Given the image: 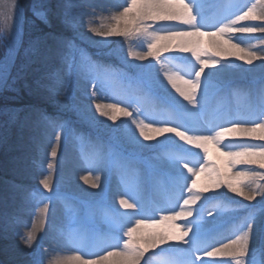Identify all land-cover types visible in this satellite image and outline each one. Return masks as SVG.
<instances>
[{"label": "snow or ice", "instance_id": "snow-or-ice-1", "mask_svg": "<svg viewBox=\"0 0 264 264\" xmlns=\"http://www.w3.org/2000/svg\"><path fill=\"white\" fill-rule=\"evenodd\" d=\"M257 3H264V0H256V3L251 0L248 3L243 0H221L217 5L219 14L209 19L194 0H124L111 17L113 23L108 26L107 31L88 25V31L96 36L126 39L135 36L139 48H130L128 55L138 61L151 58L162 63L161 57L164 53L190 54L195 64L189 63L183 71L164 72L163 76L168 85L198 112L207 111L214 96H224L229 92L242 91L252 99L258 98L259 102L246 111L233 112L227 108L218 110L213 120L207 126L201 127L190 118H176L177 113H183L187 117L193 114L171 97L163 81L159 79L160 74L153 76L145 73L143 70L149 65H129L139 70L136 80L142 93L140 100L161 104L163 118L157 121L146 117L147 122L137 121L127 105L120 107L116 101L106 105L96 103V113L114 123L117 120L115 113L129 117L135 131L139 132L144 141L156 139L155 136L148 135V132L159 135L172 133L183 145L199 151L194 152L183 145H174L171 150L152 156L150 170L143 171L136 150L155 146L140 144L131 127L125 126L122 135L128 144L134 146L132 151L124 148L120 138L115 135H110L107 142L97 136L94 141L95 153L91 157H85L84 161L88 165L89 175L82 176L81 179L86 184L90 183V187L97 188L100 186V177L95 175L97 171L107 170L115 174L123 188L118 203L126 211L121 212L114 205L106 203H90L57 196L72 216L85 213V216L79 217L83 226L77 231L94 233L95 229L89 226L88 221L95 220L99 215L108 226V232L104 238L105 248L102 254L93 257L77 250L78 254L67 256L55 264H106L109 258H115L110 264H149L145 254L154 248H159V253L153 255L178 252L188 257L181 261L169 259L164 264H196L197 261L200 264H227L225 260L207 261L202 256L228 257L232 264H257L255 257L258 254L264 256V212L258 216L254 205L246 208L243 220L226 241L217 240L218 233L215 229L222 207L233 211L245 207L227 198V193L242 197L250 204L257 197L264 201V143L245 142L234 147H225L222 143L224 137L230 134L264 142V77L258 84L240 87L233 84L227 76L217 75V79L213 80V74L206 71L216 69L219 74L220 69L225 67L221 59L229 56H234L246 65H253L256 60L264 61V54L252 50L255 45L242 47L239 40L234 41L233 36L228 35L264 34V8L257 10ZM74 8L72 0H69L61 17L63 25L71 29L74 35L64 37L48 33L44 38L45 42L50 43L46 44L43 58L51 66L46 73L48 83L44 86L51 96L59 94L67 99H73L66 94L73 76L78 82L87 83L91 80L93 87L97 83L94 78L84 74L86 64L94 62L77 41H87L92 45L100 42L91 40L80 31L85 27V22L83 15L78 17ZM10 11H14L15 15L7 17L12 20V29L7 37L8 52L0 61V89L10 86L9 76L15 64L20 35L18 5L13 3ZM35 14L48 22L44 12L36 11ZM245 21L259 23H242ZM200 37L207 38L206 46ZM260 42L264 43V36L260 37ZM215 57L221 59H214ZM174 58L164 57L165 60ZM61 86L64 91L59 90ZM63 107L76 112L90 127L95 128L102 123L95 119L90 109L79 103ZM42 120L47 127L60 130L56 132L59 143L62 138L60 132L70 121L47 116H42ZM154 123H159L160 126L153 127ZM111 132L114 134L116 129ZM209 145L223 159L210 155ZM200 153H203L202 157ZM56 155V147H53L50 156L55 158ZM213 160L215 162H210ZM238 165L249 167H237ZM47 168L49 174L42 171L39 173L43 176L40 184L45 190L51 191L50 173L54 164L48 162ZM222 189L226 192L221 191ZM31 195H36L35 190ZM51 199L52 197H41V201L50 202ZM49 213L48 203H43L38 219L33 221L32 230L20 237L25 247L33 248V242L38 239L36 233L44 230L45 219ZM156 213L161 214L159 220H156ZM148 219L153 220V225L169 222V230L141 234L139 230ZM177 221L187 222L178 225ZM72 232L73 230L66 231L65 236L75 243ZM190 234V238L185 239ZM169 241H177L186 247H160L167 245ZM193 253H198L195 259L191 258ZM35 264H42V260H36Z\"/></svg>", "mask_w": 264, "mask_h": 264}, {"label": "rangeland", "instance_id": "rangeland-1", "mask_svg": "<svg viewBox=\"0 0 264 264\" xmlns=\"http://www.w3.org/2000/svg\"><path fill=\"white\" fill-rule=\"evenodd\" d=\"M21 2L23 4V9L25 12L24 38L18 58L9 77L10 86L6 87L7 95L11 96V99L13 98V102L11 104L3 105L0 107V183H9V181L12 180L11 172L6 169L5 159L2 156V153L4 151L3 146L5 145L7 139L9 137H12L13 129L20 130V128L24 124V120L33 113L35 115V118L37 117L41 120L42 116H47L50 118L70 121L68 126L60 132L62 142L56 145L60 146V144H62L65 147L63 151L59 152V155L54 158V168L50 173V177L54 176L58 182L57 184L59 185L62 182L67 183L64 179L66 174L70 176L71 173H73V171L75 170L84 173L85 143L94 142L97 136H100L104 141L107 142L110 135H115L116 137L120 138V143L124 148H126L128 151H132L130 144H128L126 139L123 138L122 132L125 126L135 128V126L132 125L131 119L124 115H121L120 117L117 116V120L115 123L108 119H97V121H100L102 123L99 126L93 128L89 126L87 121L81 119L76 112L70 111L68 110V108L63 107L64 105L71 106L72 104L79 103L84 107V104L86 103L109 104L116 101L119 103L120 107H124L125 105H127L128 110L132 112V115L137 119V121L140 119L144 122H147L146 117H151L152 119L157 121L162 119L163 106L159 103H145L140 100L142 93L140 91V85L136 80V76L139 70L129 67V65L137 64H134L133 59H131V57L128 55L130 48L132 50H138L139 43L137 38L135 36L129 37L127 39L124 37L115 36H96L92 32L88 31L89 24L100 31H107L108 26L113 23L111 17L113 16L115 10L124 3V0H72V3L75 5V8L73 9L74 12L78 17L83 15V19L85 22V27H83L80 31L91 40L100 42L99 44L92 45L87 41H80L79 39L77 41L78 43H80L81 47L85 48L92 61L94 62L91 64H86L83 71L84 74L88 75L90 78L95 79V81L97 82L95 87H93L91 80H89V82L87 83L83 81L78 82L76 77L73 76L72 83L67 87L66 90L67 96L73 97V99H67L65 96H61L59 94L51 96L48 93L47 89L45 91H41L43 93H41L40 91H33L30 86L31 84H29V82L27 81L30 79L29 77L32 76V73L35 75L38 73V60L43 59V57L40 58L41 53L45 50L46 44L50 43V41L45 42V36L48 33H55L59 36L72 37L74 33L71 29L66 28L61 22V17L64 12V6L69 2V0H66L65 2L60 1L58 3L57 0H21ZM194 2L197 3L198 7L209 19H213L219 14L220 9L217 5L221 2V0H194ZM243 2L248 3V0H243ZM251 2L256 3V0H251ZM261 8H264V3H257V10H260ZM36 11L44 12L48 18V22L46 23L41 18H39L35 14ZM242 23L259 22L245 21ZM157 27H159V25H157ZM228 35H232L234 41L239 40L242 47L255 45L252 50L264 54V43L260 42V37L264 36V34L230 33ZM200 39L202 41H205L206 46L207 38L200 37ZM4 43L6 44V51L4 53L5 56L8 49V42L5 38ZM169 56L175 58L172 60L164 59V57ZM231 58L232 59H221V63L232 68L235 71H240L242 73V75L236 76L233 80H231L233 84L240 87L250 86L253 84H258L260 79L264 77V72L261 76L258 77L252 75V73L250 72V68L254 65V63L253 65L241 66V64L236 61L237 59L235 60L234 56H232ZM214 59H220V57H215ZM161 61L167 68L162 65L154 69L145 68L143 71L153 76H155L156 74H160L159 79L161 80L164 77H161L164 72L183 71L187 68L189 63L195 64L192 62L183 63L174 53H164L161 57ZM146 62H148V60ZM244 70H246L247 72L246 75H243ZM206 71L215 74L217 73L216 69H206ZM59 90L64 91L63 86H61ZM237 94H239V96ZM234 96L236 97V99L238 97V100L245 105V108H247V106L248 108H250L254 104H258L259 102L258 98L252 99L242 91L229 92L224 96H214L209 104V106L211 107L210 111L207 110L201 114L195 109V115H192L191 117H187L183 113H177L176 118L181 120H183V117H186L187 119L190 118L199 126L205 127L208 125V120L213 119L215 112L218 110H222L223 106H226L227 109L233 112L235 111V109H233L232 103L235 100ZM138 103L140 105L139 107ZM42 123V129L33 132L36 135H34L33 140H29L30 147L28 149L29 152H32L31 156L29 157L30 161L28 170L38 175L41 171L44 174H49L47 164L44 165L42 162H40L39 157L36 156L37 154L33 152V150L35 151L36 147L40 145V142L37 141L39 136H41V134L39 133L41 131H51L55 134L57 131H60L59 129L47 127L43 120ZM153 126H160V124L154 123ZM112 129H116V132L114 134L111 132ZM13 137L15 136L13 135ZM235 140L237 141H225L223 142V144L225 147H234L237 144L245 142L253 144L264 143L261 141H253L247 138H243L241 136H239V138ZM174 145H183V142L165 140L164 143L154 145V148L136 150L138 159L141 162V169L143 171H148L147 167L150 166L152 162L150 158L157 153L162 154L166 151L171 150ZM183 147L186 149H190L191 146L183 145ZM209 148L213 149L211 145H209ZM198 151L199 150L194 152ZM200 155L202 157L203 153H200ZM237 167L245 166L238 165ZM66 170L67 172L65 174ZM185 174L187 175V173ZM15 184H18L20 188L24 187L22 182L18 181ZM11 185H13V182L11 183ZM108 194L109 187L107 186L105 189V194L102 195L100 199V203H109L110 196ZM41 196L44 198L52 197L51 200L54 199L55 204L57 202V204L60 205L61 209L67 211L64 202L61 199H58L57 196L52 194H43L40 195V197L39 195L33 196L34 204H37L39 206L40 204H43V202H47V200L41 201ZM64 197L73 198L71 194ZM227 198L236 201L240 205L245 207H241L236 211L225 207H222L220 209L224 213H229L230 215L234 214V212H241L236 217H231L228 220L224 221L221 227L216 228V231L218 233L217 240L220 241H226V239L232 235L235 227L239 224V222L243 220L246 214V208L254 205L257 213L264 210V205H259L255 202H251L250 204L249 201H246L244 199H235L228 196ZM27 213L29 215L32 214L31 210H28ZM62 214L63 212L61 213V215ZM160 215V213L155 214L156 220H159ZM83 216H85L84 212L79 213L77 216H73V219L69 222L71 230H75L74 225L78 222L81 224L80 227L83 226L79 218ZM205 219L207 218L205 217ZM146 221L150 223L153 222L152 219H148ZM88 224L92 228H94L95 225L99 226V233H103L106 235L108 232V226L106 224L100 223L99 215L96 216L95 220H89ZM84 234L85 233H82L83 240ZM86 234L95 236L96 246L103 248V244H105V237H102L97 233L95 234V231L94 233ZM173 242L176 243L177 241ZM102 250L103 249H101L100 253H103ZM91 255L93 257L95 256V254ZM186 258L188 257L178 252H170L161 255H153V253H149L146 255V259H148L149 263L151 264H164V261L169 259L181 261ZM8 259L9 257L0 256V264H10V261ZM255 259L257 261V264H264V256L258 254ZM17 262H19V260ZM30 264H35V261H32ZM227 264H232V262L227 261Z\"/></svg>", "mask_w": 264, "mask_h": 264}, {"label": "bare ground", "instance_id": "bare-ground-1", "mask_svg": "<svg viewBox=\"0 0 264 264\" xmlns=\"http://www.w3.org/2000/svg\"><path fill=\"white\" fill-rule=\"evenodd\" d=\"M10 1L11 0H0V38L2 42H4V38L7 40L9 32L12 29V20L8 19L7 17H9L10 15L13 16L15 15L14 11H10V6H11L10 4L15 3L18 5L19 8L18 29L20 34L19 41L17 43V53L15 59L16 62L24 38L25 12L21 0H15L12 3H10ZM60 1L65 2L66 0H57V3ZM44 51H42L40 58L43 57ZM174 54H176L179 57V60H181L183 63H189V62L195 63V61L191 58L190 54H179V53H174ZM5 56L3 55L0 58V61H2ZM231 57L232 56H229L226 59H232ZM131 59L133 58L131 57ZM236 61L239 62L241 66L246 65L241 60H236ZM133 63L137 65L138 64L149 65L147 69H154L158 66L163 65V63H157L152 59H149L148 62L138 61L133 59ZM253 63L254 65L251 66L250 72L252 73L253 76L254 75L256 77L261 76L264 72V61L256 60ZM37 66H38L37 67L38 73L36 75L32 73V76L29 77L30 79L27 82L31 84L30 86L33 91L41 92L46 90L44 86L48 83L46 79V73L50 70L51 66L48 62L44 60V58L38 60ZM163 66L167 68L165 65ZM246 73H247L246 70H244L243 75H246ZM212 74L213 75L211 78L213 80L217 79V75H219L220 77L227 76L230 78V80H233L236 76L242 75L240 71H235L228 66H225L224 68L220 69L219 74L217 73L216 74L212 73ZM161 77H163V75H161ZM161 80L163 81L165 87L167 88V92L170 93L171 97H173L174 100L179 103V105L186 106L187 109L193 115H195L196 108H193L192 105L188 103V101H185L183 97H181L174 89H172V87L168 85L167 80H165L164 77ZM0 95H7L6 88L0 90ZM237 95L239 96V94ZM7 97L9 98V100L6 103L4 102L0 103V107L3 105L11 104L13 102V98L11 99V96L7 95ZM232 103H233V109H235L234 112L246 111L249 109L248 106L247 108H245V105L238 100V97L237 99L235 97V100ZM94 105L95 104L93 103L92 104L86 103L84 104V107L90 109L91 114L94 115L96 120L107 119V117H101L99 116L98 113H96ZM225 108L227 107L226 106L222 107V109ZM210 109L211 107L209 106L208 110L210 111ZM204 112L205 111L199 113L202 114ZM115 115L120 117L122 114L115 113ZM183 119H187V118L183 117ZM212 120L213 119H209L208 123L211 122ZM138 121L141 120L139 119ZM41 123L42 120L40 118L38 119L37 117L35 118V115L32 113L31 115H29L27 119L24 120V124L20 128V130L13 129V135L15 137H13V135L12 137H9L5 145L3 146L4 151L2 153V156L5 159L6 169L9 172H11L12 180L9 181V183H0V256L9 257L8 260L10 261V264H30L32 261H36V260H42V264H55V262L57 261H63L64 258L67 256L78 254L77 250L83 251L86 255H91V254H95V256L100 255L102 254L100 253L101 249L105 248V244H103V248L97 247L95 242L96 241L95 236H90L89 234L86 233L84 234V240H83L82 233L80 231H77L78 229L82 228L80 227L81 224L79 222L74 225L75 230L72 232L73 239L76 242L73 243L71 240L66 238L65 232L71 230L69 222L73 219V216L69 214L67 211L61 209L60 205H58L57 202L55 204L54 199L51 200L50 202L49 201L43 202V203H48L50 213L48 217L45 219L44 230L37 231L36 233L38 239L33 242V248L25 247L22 240L20 239V237L23 236L27 231L32 230L33 221L38 219L39 209L43 207V204H40L39 206L37 204H34L33 202L34 197L30 193L33 192L34 190L36 192V195H39V197L40 195L43 194H47V195L52 194L55 196H62V195L68 196L71 194L73 198H76L78 201H87L90 203H96V202H100V199L102 195L105 194V189L108 186L109 187L108 195L110 196L108 205H114L121 212L126 211V209L121 208L118 203L120 196L123 192V188L120 186L119 183V178L115 174L110 173L107 170L97 171L95 175L100 177L99 179L100 186L97 188H92L90 187V183L86 184L81 179L82 176L89 175L88 165L85 164V162H84V173L75 170L73 171V173H71L70 176H68L66 174L67 172L66 170L65 171L66 175L64 179L67 183L62 182L58 185L56 178L53 176L50 177L52 190L48 191L43 188L42 184H40V180L43 178V176L34 174L33 172L28 170V165L30 161L29 157L32 154V152H29L28 150L30 147L29 140H33L34 135H36L33 132L42 129L43 123L42 124ZM153 127H158V126H153ZM132 129L133 131H135V128ZM39 134H41V136H39L37 141L40 142V145L36 147L35 151L33 150V152L37 154L36 156L39 157L40 162H42L44 165L47 164L48 162H52L54 164V158L50 156L51 153L50 151H52V148L56 146H57L56 147L57 155H59V152L63 151L65 146H63L62 144H60V146L56 145L62 142V138L59 141V143H57L56 133L54 134L51 131H43V132L41 131ZM135 135L139 143L145 145L160 144L161 141H165V140L168 141L169 140L168 138H170V140L173 141H179L178 138H176L172 133H164L162 135H159L153 132H148V135H152L156 137L154 141H144L143 138L139 136L138 131H135ZM239 136L240 135L237 134H230L228 136H225L222 143L225 141L236 142L237 140L235 139L239 138ZM243 138L249 139L248 137H243ZM130 146H131V150H133L134 146L132 145ZM209 149H210V155H212L214 158L223 159L222 157H219V153L216 152L214 149L211 148ZM190 150L197 151L196 149H192L191 147ZM95 151H96V144L94 142L85 143L84 161H85V157H91L95 153ZM212 162H215V160H213ZM147 169L149 171L150 166H148ZM14 181L15 183L18 181L22 182L23 186L28 188H24V187L20 188V186H18V184H15ZM12 182L13 185H11ZM221 191L226 192V190L223 189ZM89 193L94 195L91 196L87 195ZM227 196L235 199H243L242 197L234 196L232 193H227ZM253 202L258 203L259 205H264V201H261L260 197H257V200ZM28 210H31L32 213L31 215L27 213ZM61 211L63 212L62 215H61L62 213ZM261 212H264V210L258 212L257 215L259 216ZM239 213L241 212H234V214L230 215L229 213H224L222 210H219L218 220L215 225V229L221 227L224 221L228 220L231 217H236ZM206 218L211 219L208 217ZM186 222L187 221H177V224L182 225ZM100 223L105 224L101 217H100ZM98 228L99 226L96 225L94 226L95 234L97 233L98 235L105 237L106 236L105 234L98 232ZM167 230H169V222L155 223L153 225V222L150 223L144 221V226H142L139 231L141 234H149L154 232H165ZM17 233H19V235H17ZM190 236L191 234L189 235V237L186 238L189 239ZM257 244H259V239H257ZM160 247L183 249L186 246L179 242L174 243L173 241H169L167 245H161ZM158 252H159V248L149 249V251L145 254V257L149 253H158ZM195 255H197V253H193L191 258L195 259ZM114 259L115 258H109V262H106V264H110L111 260ZM202 259L207 261H219V260L231 261V259L228 257L209 258L206 256H202ZM18 260L19 262H17ZM196 264H200V262H196Z\"/></svg>", "mask_w": 264, "mask_h": 264}, {"label": "trees", "instance_id": "trees-1", "mask_svg": "<svg viewBox=\"0 0 264 264\" xmlns=\"http://www.w3.org/2000/svg\"><path fill=\"white\" fill-rule=\"evenodd\" d=\"M6 51V44L4 42H2L1 38H0V58L4 55ZM9 100V98L7 97V95H0V103H6Z\"/></svg>", "mask_w": 264, "mask_h": 264}, {"label": "water", "instance_id": "water-1", "mask_svg": "<svg viewBox=\"0 0 264 264\" xmlns=\"http://www.w3.org/2000/svg\"><path fill=\"white\" fill-rule=\"evenodd\" d=\"M13 1H15V0H11L10 3H12ZM10 5H12V4H10ZM2 89H3V88H2ZM2 89H0V90H2Z\"/></svg>", "mask_w": 264, "mask_h": 264}]
</instances>
